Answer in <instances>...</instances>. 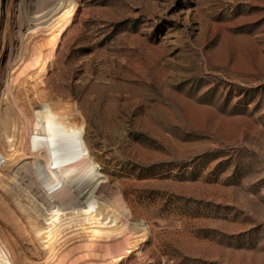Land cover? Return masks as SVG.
I'll return each instance as SVG.
<instances>
[{
  "label": "rangeland",
  "instance_id": "1",
  "mask_svg": "<svg viewBox=\"0 0 264 264\" xmlns=\"http://www.w3.org/2000/svg\"><path fill=\"white\" fill-rule=\"evenodd\" d=\"M77 2L43 86L149 229L123 264H264V0ZM71 236L61 262L108 264Z\"/></svg>",
  "mask_w": 264,
  "mask_h": 264
},
{
  "label": "bare ground",
  "instance_id": "2",
  "mask_svg": "<svg viewBox=\"0 0 264 264\" xmlns=\"http://www.w3.org/2000/svg\"><path fill=\"white\" fill-rule=\"evenodd\" d=\"M78 13L77 0H0V264H65L71 235L123 264L149 239L92 171L77 104L43 86Z\"/></svg>",
  "mask_w": 264,
  "mask_h": 264
}]
</instances>
